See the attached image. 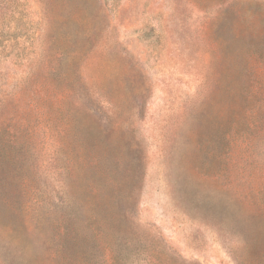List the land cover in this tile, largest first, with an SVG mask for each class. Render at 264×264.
Here are the masks:
<instances>
[{
  "label": "rangeland",
  "instance_id": "rangeland-1",
  "mask_svg": "<svg viewBox=\"0 0 264 264\" xmlns=\"http://www.w3.org/2000/svg\"><path fill=\"white\" fill-rule=\"evenodd\" d=\"M151 252L264 264V0H0V264Z\"/></svg>",
  "mask_w": 264,
  "mask_h": 264
},
{
  "label": "trees",
  "instance_id": "trees-1",
  "mask_svg": "<svg viewBox=\"0 0 264 264\" xmlns=\"http://www.w3.org/2000/svg\"><path fill=\"white\" fill-rule=\"evenodd\" d=\"M105 206H104V209H103V212H106L108 209H107V207H106V204H104ZM102 212V213H103ZM105 217L104 216H102L101 217V219H104ZM105 220V219H104ZM74 223L75 222H73L72 224H73V226H74ZM70 233H72V235H73V237H75V238H77V231H76V227L74 226V228L72 229V231L70 232ZM153 256V257H152ZM159 258L160 256L157 254V253H155V252H151V255H150V257L148 258L149 259V261H148V263H150V264H161L160 262H158V263H156V261H155V259L154 258Z\"/></svg>",
  "mask_w": 264,
  "mask_h": 264
}]
</instances>
